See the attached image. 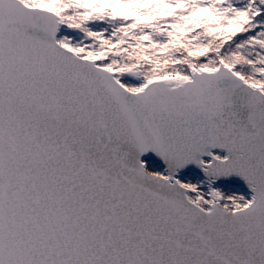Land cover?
<instances>
[{"label":"snow or ice","instance_id":"obj_1","mask_svg":"<svg viewBox=\"0 0 264 264\" xmlns=\"http://www.w3.org/2000/svg\"><path fill=\"white\" fill-rule=\"evenodd\" d=\"M0 264H264V0H0Z\"/></svg>","mask_w":264,"mask_h":264}]
</instances>
